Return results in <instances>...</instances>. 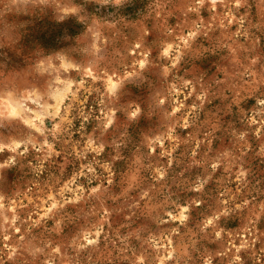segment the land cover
Wrapping results in <instances>:
<instances>
[{"label":"rangeland","instance_id":"374dc122","mask_svg":"<svg viewBox=\"0 0 264 264\" xmlns=\"http://www.w3.org/2000/svg\"><path fill=\"white\" fill-rule=\"evenodd\" d=\"M0 264H264V0H0Z\"/></svg>","mask_w":264,"mask_h":264}]
</instances>
